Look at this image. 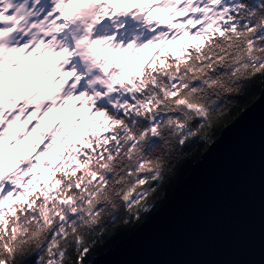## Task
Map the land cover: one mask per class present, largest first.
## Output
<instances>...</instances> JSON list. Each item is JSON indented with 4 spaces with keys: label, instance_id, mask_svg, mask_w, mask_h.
Instances as JSON below:
<instances>
[{
    "label": "snow or ice",
    "instance_id": "6c2138e0",
    "mask_svg": "<svg viewBox=\"0 0 264 264\" xmlns=\"http://www.w3.org/2000/svg\"><path fill=\"white\" fill-rule=\"evenodd\" d=\"M261 97L264 0H0V264H97Z\"/></svg>",
    "mask_w": 264,
    "mask_h": 264
},
{
    "label": "water",
    "instance_id": "95a60500",
    "mask_svg": "<svg viewBox=\"0 0 264 264\" xmlns=\"http://www.w3.org/2000/svg\"><path fill=\"white\" fill-rule=\"evenodd\" d=\"M246 108L97 264H264V97Z\"/></svg>",
    "mask_w": 264,
    "mask_h": 264
},
{
    "label": "trees",
    "instance_id": "16d2710c",
    "mask_svg": "<svg viewBox=\"0 0 264 264\" xmlns=\"http://www.w3.org/2000/svg\"><path fill=\"white\" fill-rule=\"evenodd\" d=\"M253 102L254 101H249L247 99H242L240 101L242 108L250 106ZM241 112H242L241 110H234L233 111V114L230 117H228L227 120L225 121V124L221 125L219 128L216 129L215 135L213 136V140H215L220 135V133H221L222 129L225 127V125H228L229 123H231ZM206 147L208 148L209 145L208 146H205L203 144L198 145L196 147V149H195L192 157L189 160H186L184 162L183 166L180 169V173H179L178 177L176 178V180L174 181V183L172 185V188H171V191H170V193L168 195L167 201L170 198V196H171L174 188L177 185L181 184L185 180V178L188 176V174H189V172H190L191 167L193 166V164L195 162H197L199 159H201L202 154L205 152L204 149ZM166 202H165V204H166ZM132 232H134V231L127 232L126 234H124V235H122V236H120L118 238H114L112 241H110L107 244L101 246V248L98 250V255H97V257L95 259H97L100 255H102L103 253H105L109 249L116 247L117 244L121 240H123L124 238L128 237Z\"/></svg>",
    "mask_w": 264,
    "mask_h": 264
},
{
    "label": "rangeland",
    "instance_id": "374dc122",
    "mask_svg": "<svg viewBox=\"0 0 264 264\" xmlns=\"http://www.w3.org/2000/svg\"><path fill=\"white\" fill-rule=\"evenodd\" d=\"M140 1H144L145 2V0H135V3H139ZM153 15L154 16H157V15H165V14L164 13H153ZM168 48L170 50H172V51H177L178 52L179 51V48H180V45L179 44L169 45ZM128 63L130 65H132L133 67H136V66H138L141 63V61L139 59H133V60H129ZM51 119H55V118L54 117L53 118L46 117L44 122L46 123V122H48ZM32 139L33 138H30L29 143H31V140Z\"/></svg>",
    "mask_w": 264,
    "mask_h": 264
}]
</instances>
